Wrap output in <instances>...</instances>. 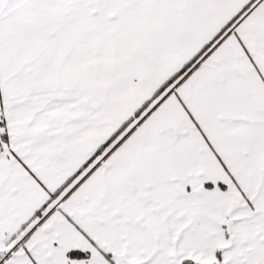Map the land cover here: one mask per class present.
<instances>
[{"label":"snow or ice","instance_id":"snow-or-ice-1","mask_svg":"<svg viewBox=\"0 0 264 264\" xmlns=\"http://www.w3.org/2000/svg\"><path fill=\"white\" fill-rule=\"evenodd\" d=\"M0 264H264V0H0Z\"/></svg>","mask_w":264,"mask_h":264}]
</instances>
